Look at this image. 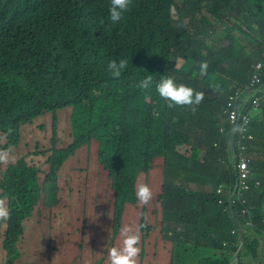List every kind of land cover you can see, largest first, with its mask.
Listing matches in <instances>:
<instances>
[{
	"label": "trees",
	"instance_id": "1",
	"mask_svg": "<svg viewBox=\"0 0 264 264\" xmlns=\"http://www.w3.org/2000/svg\"><path fill=\"white\" fill-rule=\"evenodd\" d=\"M109 5L110 0H0V154L7 152V161L16 160L6 166L0 161V199L9 212L6 220L0 219V227L7 229L0 262L24 261L32 252L18 249L29 240L23 233L25 221L37 210L40 218L44 215L39 223L43 226L42 211L65 204L71 205L72 219L63 220L64 227L71 224L74 232L95 238L99 248L73 264H110L109 251L120 245L117 240H122L125 228L139 233L137 264H187L190 252L200 256L199 264H229L240 245V235L232 234L237 228L228 206L235 176L230 159H225L228 154H220L213 145L222 127L232 132L223 114L227 102L236 87L248 85V66L261 60L264 0H132L130 11L117 24L109 20ZM222 14L228 21L220 27ZM121 58L127 67L114 78L108 63ZM205 60L209 69L201 76L198 65ZM148 74L154 83L141 89L138 85ZM165 74L186 85L199 79L197 88L209 90L202 91L201 105L195 110L166 105L155 90V82ZM62 111L70 113L72 128L65 149L56 147L61 142L57 123ZM47 114L54 123L45 139ZM41 118L37 147L43 142L44 149L55 146L12 159L27 143L22 131ZM256 126L264 141V126ZM205 141L208 153L203 151ZM184 147L189 156L181 155ZM254 148L258 151L250 168L261 176L264 146H250V153ZM221 157L225 167L218 162ZM39 159L43 162L33 164ZM184 160L186 166L178 170ZM72 162L75 168L76 162L84 166V175L74 176L72 171L66 179L62 167ZM87 169L99 170L108 187L89 210L81 207V197L71 195L84 192L85 197L93 177ZM183 176L199 187L176 186ZM139 184L153 191L147 205L136 198ZM223 184L227 190L220 197L217 190ZM208 185L212 191L205 190ZM247 199L254 228H248L239 208H234L247 242L242 258H252L241 264H264L261 188L252 189ZM106 210L111 220L102 214ZM78 212L80 218L88 213L81 223ZM208 215L215 219L201 223ZM204 224H216L211 237ZM87 226L92 227L86 233ZM82 235L74 239L69 256L83 252ZM63 260L72 261L65 256Z\"/></svg>",
	"mask_w": 264,
	"mask_h": 264
},
{
	"label": "clouds",
	"instance_id": "2",
	"mask_svg": "<svg viewBox=\"0 0 264 264\" xmlns=\"http://www.w3.org/2000/svg\"><path fill=\"white\" fill-rule=\"evenodd\" d=\"M132 6V0H110L109 5V20L112 24H117L121 22L125 14L130 11ZM228 21L227 15L221 16L219 19L220 27L223 26L224 22ZM208 38L212 35V31L210 28H207ZM260 57L261 60L251 63L248 68L251 72V77L249 83L244 88H235V94L232 97H238L237 103L242 104L245 106V110L241 115L240 120L237 121L236 124H231L229 120L228 114L225 113L228 110V103L230 98L227 102L226 108L224 110V116L227 119V123L231 127V131L225 132V128L222 127L219 130L220 138L216 141L213 147L217 150H220V154H228L225 159H230L232 170L234 171V186L230 188L231 193L228 195V206L231 216L236 224L237 230L232 232L233 235L239 234L240 235V245L237 253L230 259L229 264H241L246 263L247 261H251L252 258L249 257L247 259H243V255L246 252L247 242L245 233L241 226V223L238 221L234 208L237 206L239 208L240 217L244 219V222L248 228H254V220H253V211L252 208L248 206V199L247 195L251 192L252 189H260L261 194L264 195V174L261 176L254 175L251 168L250 163L252 158L254 159L257 155V151L255 148L250 153V146L253 145H262L264 146V141H261V134L262 130L256 126V123H259L261 126H264V114L263 111V104H264V81H263V74H264V44L260 47ZM127 60L126 59H118L113 60L108 63V70L110 71L111 75L114 78H118L121 75L123 69L127 67ZM180 66L183 65V62H179ZM258 65L262 66V69L259 71V74L262 76V87H251L252 80L256 72V67ZM199 67V74L201 76H205L208 73L209 63L205 61H201L198 65ZM199 79H191L186 81L187 84H182L180 82L176 83L174 78L170 74H165L160 76L159 80L155 82V90L159 94V96L166 101V105L169 107L174 106H183L182 109H197L195 107H199L204 100V93L202 91H209L206 89H198ZM153 75L148 74L146 78L140 81L139 87L141 89H149L152 87ZM196 89L200 91H196ZM255 98L260 100L259 106L255 107L253 101ZM178 108V107H177ZM245 119V120H244ZM23 135V131H22ZM39 139L35 140L36 146L39 143ZM55 146V145H54ZM52 145V148L54 147ZM67 146L59 147L60 149H65ZM51 149V148H49ZM48 149V150H49ZM34 152H28L21 156V158L26 157L28 155H32ZM44 152V151H39ZM209 152V151H208ZM260 157L264 158V155L260 154ZM8 153L5 152L0 154V161H7ZM246 159L249 167V175L248 179L240 178L239 174L237 173L238 167L241 164V161ZM220 166L223 164L225 167V160L221 157L218 160ZM65 167V166H63ZM62 167V168H63ZM61 168V169H62ZM205 190L207 192L212 191V186H206ZM227 187L226 184L220 185L217 190V195L220 197H224L226 193ZM1 193V187H0ZM234 196L233 200L232 197ZM136 198L142 204H149V202L153 199V191L147 184H139L136 189ZM218 205L223 206L224 201L222 199L218 200ZM9 217V212L5 204L4 199H0V219H7ZM0 247L2 246L7 229H2L0 227ZM245 242V246L241 251L242 242ZM140 242V236L138 232H133L130 228H125L122 231V240L119 246L112 247L109 251V262L110 264H137V257L140 253V248L138 247ZM227 247V244H224ZM263 246V245H262ZM62 248V247H61ZM240 252L239 258L234 261L236 255ZM83 253V252H82ZM91 255V251L89 252V256ZM261 255V252H260ZM63 256L67 259H71L72 261H64ZM40 257V254L37 255ZM87 257V258H88ZM61 258L63 262L68 264H73L74 261L78 259H83L81 257L76 258L73 255L67 256L66 249L63 248ZM86 258V259H87ZM83 259V260H86ZM31 264V263H27Z\"/></svg>",
	"mask_w": 264,
	"mask_h": 264
},
{
	"label": "rangeland",
	"instance_id": "3",
	"mask_svg": "<svg viewBox=\"0 0 264 264\" xmlns=\"http://www.w3.org/2000/svg\"><path fill=\"white\" fill-rule=\"evenodd\" d=\"M225 44V43H224ZM216 49L220 50L221 47H215ZM244 62H249V57L248 56H243ZM218 82V81H217ZM64 112L65 114L63 115ZM59 114L58 117V123H57V128L60 132V139L61 142L59 144H57V148L59 147H63L66 146L69 143L70 137V131H72L71 128V121H70V113L68 111H62ZM174 111H172V115L174 116ZM45 120H44V124H45V133L43 134L45 139H47V137L50 135L51 133V127L50 124L51 122L54 123V119L52 114H47L44 116ZM42 122V118L38 119L36 122V126H30V127H26L23 131V137L22 140H24L25 142H27L25 144V146L23 148H18L13 152V155L11 156L12 159H16L19 156H22L28 152H34L37 150V148H35L36 143L35 140L40 139L39 137V133H41V129L39 128V133H38V126L41 125ZM209 142L207 143L205 141L204 143V152L208 153L209 147H208ZM45 145V143L43 142L39 148L38 151H46L49 148H52V146H48V148H43ZM182 153L181 155L186 156V154H188V156L190 155L189 153H187V149H182L181 150ZM169 160V157H166V161ZM14 161H4L5 166L7 163L9 162H15ZM30 162V160H29ZM43 162V160L39 159V160H34L33 164H39ZM180 162V161H179ZM186 166V161H181L180 165L178 167V170L181 168H184ZM1 167L2 164L0 162V172H1ZM48 167V166H46ZM76 168L80 171L78 172L76 170ZM76 168H75V163L72 162L68 165H66L65 167H63V169L61 170V173L65 175V178L68 179L71 176V172L74 171V176L80 174V175H84L83 171L84 166L80 163V162H76ZM227 169V167H226ZM229 169V168H228ZM87 172L92 173L93 177L91 179V183L92 185L90 187H88L85 197L84 192H81L82 194H78V192H71L72 197H81L83 199V202L81 204L82 206H85L87 210H89V207L92 206V204L95 201H99L100 199L104 198L103 193L101 194V192L105 189L108 188L106 182L103 179V174L98 170L96 171V169H93L92 171H89L87 169ZM181 174H184L182 172H179ZM43 178V175H40ZM158 180V179H157ZM224 181H228L227 178H224ZM182 183L185 184H190V185H195L197 188L199 187V184L194 183L193 180L187 178L186 176L182 177L181 181L176 182V186L180 187ZM196 188V189H197ZM195 190V189H193ZM62 209L66 210V216H64ZM71 205H65V204H61V205H57L55 206L52 210H46V211H42V213H45V222L41 228L40 224L41 221H44V215L42 218H40L41 214L40 212H37V210L35 211V214L33 217L29 218L28 220L25 221L24 226L25 229H23V233L25 234V237H27L29 240L25 241L24 243H21L18 245V249L20 250H24L25 247H28L32 252H27V257L25 256L24 261H22L20 264H27V263H31V264H68L66 262L62 261L61 258V254H62V250L63 248L66 249V255L69 256V250L71 248H73V241L74 239L78 236V235H82L80 232L76 233L74 232L73 226L71 224H67L65 227L63 225V220L68 219L69 221L72 219L71 216ZM101 211V210H100ZM107 212V214H106ZM104 216H107V220H111V214L109 211H105L104 213H102ZM106 214V215H105ZM77 221H80V223L82 222L80 219L83 218L84 215L88 216V213L86 212H82L81 214V218L79 216V212L77 214ZM97 215V214H95ZM92 216V215H91ZM90 216V217H91ZM89 217V219H90ZM40 218V219H39ZM215 218L213 217V215H208L206 216L201 223H207V222H211L213 221ZM216 224H204L202 225V227L206 230V232H208V234L211 237V232H212V228L215 227ZM92 227V226H91ZM91 227H86V233L88 232V230ZM1 231V229H0ZM82 250L83 253H77L75 252L73 254L74 257L76 258H83L86 259L89 256V252L93 251L94 249H99L97 244H94L93 239L90 237L88 234H84L82 235ZM160 238L162 240V242L164 241L163 236L160 235ZM108 243L111 244L112 241L108 240ZM117 243H121V239L120 237L117 240ZM62 247V248H61ZM117 247V246H116ZM174 248L177 250V244H174ZM40 254V257L38 258L37 255ZM192 252H190V257L189 260L187 262V264H199L200 261V256L199 255H195V256H191ZM173 256V252L172 255L170 256V258L172 259ZM261 257V255H260ZM1 264V262H0Z\"/></svg>",
	"mask_w": 264,
	"mask_h": 264
},
{
	"label": "built area",
	"instance_id": "4",
	"mask_svg": "<svg viewBox=\"0 0 264 264\" xmlns=\"http://www.w3.org/2000/svg\"><path fill=\"white\" fill-rule=\"evenodd\" d=\"M262 69L261 65H258L256 67V74L253 77L251 87H262V76L259 74V71ZM238 97H232L228 103V110L225 111L226 114L229 116V120L231 124H236L238 120H240L241 115L243 114L245 110V106L242 104L237 103ZM260 100L258 98H255L253 101V104L255 107L259 106ZM245 120V119H244ZM248 161L244 159L241 161V164L238 167L237 173L239 174L240 178L242 179H248L249 175V167H248Z\"/></svg>",
	"mask_w": 264,
	"mask_h": 264
},
{
	"label": "water",
	"instance_id": "5",
	"mask_svg": "<svg viewBox=\"0 0 264 264\" xmlns=\"http://www.w3.org/2000/svg\"><path fill=\"white\" fill-rule=\"evenodd\" d=\"M233 198H234V196L232 197V200H233ZM244 246H245V242H244V240H243V242H242V247H241V251L243 250ZM239 256H240V252L236 255L234 261H236V260L239 258Z\"/></svg>",
	"mask_w": 264,
	"mask_h": 264
}]
</instances>
